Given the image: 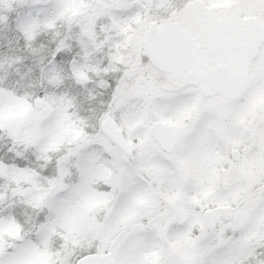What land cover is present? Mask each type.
<instances>
[{"label":"snow or ice","instance_id":"6c2138e0","mask_svg":"<svg viewBox=\"0 0 264 264\" xmlns=\"http://www.w3.org/2000/svg\"><path fill=\"white\" fill-rule=\"evenodd\" d=\"M0 264H264V0H0Z\"/></svg>","mask_w":264,"mask_h":264}]
</instances>
